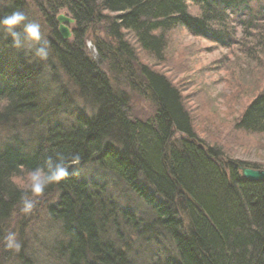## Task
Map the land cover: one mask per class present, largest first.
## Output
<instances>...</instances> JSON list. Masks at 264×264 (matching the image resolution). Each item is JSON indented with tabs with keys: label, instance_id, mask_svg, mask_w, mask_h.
<instances>
[{
	"label": "trees",
	"instance_id": "16d2710c",
	"mask_svg": "<svg viewBox=\"0 0 264 264\" xmlns=\"http://www.w3.org/2000/svg\"><path fill=\"white\" fill-rule=\"evenodd\" d=\"M39 4L50 29L47 46L52 58L41 83L49 88L55 83L57 73L46 68L56 63L85 99L82 107L89 113L81 109L74 113L77 107L63 106L55 97L35 108L39 77L33 70L15 69L19 62L11 53L16 49L34 60V50L23 53L0 32V251L5 263L34 264L42 251L55 255L46 256L51 264H264V181L242 178L234 163L260 167L242 161H229L224 167L223 147L204 145L196 137L180 89L167 74L138 65L141 81L131 86L148 93L155 104L153 116L139 120L130 115L128 97L118 95L99 67L101 62L114 69L125 64L126 77L131 78L139 54L170 63L168 37L178 29L223 47L237 40L238 45L234 31L239 34L241 29L240 47L250 40L254 44L247 46L248 51L264 49V0H46ZM0 5V17L27 8L23 0H1ZM194 7L198 11L193 15ZM61 9L74 20L67 40L60 37L55 22ZM98 23L115 46L93 35L100 58L96 62L85 43L90 27ZM247 100L235 128L264 135V84ZM17 124H30L23 125L33 138L30 143L20 141L23 130ZM174 131L184 136L174 140ZM58 154L69 168L73 155H79L80 166L90 162L110 173L119 190L100 181L92 185L96 192L89 194L86 181L69 172L43 194L54 187L58 192L55 202L46 205L50 219H43L40 230L52 237L56 229L58 235L44 247L28 244L24 223L17 235L20 249H7L5 232L19 213L22 195L12 177ZM135 205H142L144 211ZM47 220L57 228H47L51 226ZM116 232L125 233V238ZM41 236L36 241L45 243ZM133 236L145 240L146 250L153 254L142 263L129 254L127 239Z\"/></svg>",
	"mask_w": 264,
	"mask_h": 264
},
{
	"label": "rangeland",
	"instance_id": "374dc122",
	"mask_svg": "<svg viewBox=\"0 0 264 264\" xmlns=\"http://www.w3.org/2000/svg\"><path fill=\"white\" fill-rule=\"evenodd\" d=\"M1 1V0H0ZM46 0H23L27 4V8H24V14L28 21L39 23L41 26V35L43 40L49 41L50 29L47 27L46 18L39 11L41 4ZM1 6V5H0ZM23 11V10H22ZM197 8L194 7L191 13L194 15L197 13ZM66 13V17H70V13L61 9L58 13ZM71 18V17H70ZM233 27V25H230ZM71 30L74 27V23L67 25ZM89 38L85 43V50L91 58L99 62L100 58L96 51L94 42L92 40L93 35L95 37H101L103 43L107 46H115L113 39L106 35L104 25L101 23L96 26L90 27ZM234 31V29L232 30ZM235 37L240 39L237 45V41L230 47H223L219 44L208 41L204 38L192 36L187 31L178 29L173 31L169 37L170 43L168 45L167 52H170V63L164 60V63H158L157 60L150 59L143 54L138 55L136 59V65L133 69L131 78L126 77L127 68L125 64L118 65L117 69L107 64V62L99 63L101 71L105 72L112 87L117 91L118 95L128 97L130 106V115L132 118L139 120L150 119L155 112V104L150 99L148 93L135 89L131 86L133 83L139 84L141 81L138 75V65L145 64L151 69L163 72L168 75L172 83L180 89L184 103L187 106L189 116L192 119L193 128L196 131V137L202 140V144H219L223 148V164L226 167L229 161H242L251 164H255L264 169V135L263 134H248L242 133L235 128V120L241 112L242 107L255 93L259 92L262 84H264V49L254 48V51L249 50V45H253L254 42L250 40H244V45L239 46L241 40V29L239 34L234 31ZM171 36V37H170ZM48 47V46H47ZM31 50L28 48L23 49V53H29ZM52 60V58H51ZM47 71H55L57 73L55 83L50 85V89L53 92L59 93L60 90L66 92L65 94H59L55 98L61 100L60 103H64L63 106H74L75 113L77 110H83V100L79 96V91L72 85V83L64 76V74L57 68V65H49ZM58 85V88H57ZM138 91H141L140 95ZM121 95V96H122ZM54 96L48 97L51 101ZM47 100V101H48ZM245 100V101H244ZM247 100V101H246ZM46 101V102H47ZM45 102V103H46ZM80 112V111H79ZM86 113L87 110L85 111ZM31 121L34 119L31 115H27ZM39 117V116H38ZM21 119V118H20ZM75 121V120H74ZM18 123V122H17ZM24 124L15 125L19 130H23L20 135L23 138H19L20 141L30 143L33 138L27 135V130L24 132ZM30 127V124L24 125ZM15 127V128H16ZM236 129V130H235ZM11 130H5L8 132ZM2 135V134H0ZM184 135L174 131L172 139L176 140ZM26 137L28 140L26 141ZM236 165V163H234ZM69 172H73L81 180L89 181L93 183L103 181L105 185L119 190L117 181L111 176L110 173L97 167L93 163H86L84 165H72L69 168ZM108 175V176H107ZM109 176L111 178H109ZM41 199H44L41 203ZM56 200V195L37 198L35 210L32 214L24 215L20 212L14 214L10 223L8 224L7 232H15L17 235L21 231L24 223L23 235L26 238L28 244L32 242H38V245H48V241L52 240L58 235V230L53 229L50 237L46 234V230H40L43 223V219H50L46 213V205H49ZM121 205V204H120ZM139 207L141 211H144L142 205H135ZM31 215V216H30ZM138 215L141 216L139 212ZM30 216V218H28ZM26 217V218H25ZM51 226L47 228H57L55 223H51L47 220ZM120 226H122L120 222ZM40 230V231H37ZM111 230V228H109ZM115 235V230H111ZM126 231V230H125ZM122 233V232H120ZM42 235V239L45 243L36 241L37 236ZM116 234H119L116 232ZM125 238V233L119 234ZM46 238L47 241L45 240ZM129 245V254L138 263H142L143 260L151 258L152 252L146 250L147 246L144 241L133 236L127 239ZM51 242V241H50ZM150 246V244L146 243ZM127 245V246H128ZM37 247V246H36ZM44 247V246H41ZM47 258H52L54 254H46V252L40 251V254L35 258L34 264H51L47 262ZM4 251H0V264L5 263Z\"/></svg>",
	"mask_w": 264,
	"mask_h": 264
},
{
	"label": "clouds",
	"instance_id": "9594fccd",
	"mask_svg": "<svg viewBox=\"0 0 264 264\" xmlns=\"http://www.w3.org/2000/svg\"><path fill=\"white\" fill-rule=\"evenodd\" d=\"M0 32L10 39L14 48L34 50V56L40 60L48 58L47 41L42 38L40 24L28 21L22 11L13 10L0 17ZM79 161V155H73L71 158L72 165L78 164ZM68 173L69 167L65 163L64 157L58 154L55 159L51 156L47 157L41 166L26 170L23 175L13 176L12 183L22 193L20 212L24 215L31 214L37 203V198L44 194L45 189L50 184L63 180ZM4 243L7 249L18 251L21 247L15 232H9L4 237Z\"/></svg>",
	"mask_w": 264,
	"mask_h": 264
},
{
	"label": "bare ground",
	"instance_id": "6f19581e",
	"mask_svg": "<svg viewBox=\"0 0 264 264\" xmlns=\"http://www.w3.org/2000/svg\"><path fill=\"white\" fill-rule=\"evenodd\" d=\"M57 15L58 14H56V16H55V22H56V27L58 29V22L56 19ZM64 40H67V39H64ZM11 53L17 57V61L19 62L18 66H16V65H15V67L13 66L15 69H18L19 71H21L23 69H25L26 71L33 70L34 74L37 73V77H39V85H36L37 89H38V93H37L38 95L36 96V99L32 102V103H34L35 108L42 107L43 105H46L45 102L48 100L49 95L57 97V96H59V94L61 95V94L66 93L63 90H60L59 93L53 92L52 89H50L45 83H41L42 82L41 77H42L43 70H44L46 65L50 64L51 58H48L46 60H40L39 58L34 59V60H29L27 58H24V56L22 57L19 54V50L15 49ZM21 67H22V69H21ZM49 70H52V69H49ZM57 88H58V85H57ZM86 183H87L88 187L90 188V189L87 188V193H89V194L92 193V195H93L96 192V187L92 186V185H94V183L92 182L91 179H90V182L86 181ZM54 194L55 195L58 194L55 187L52 189V191L49 192V194L44 195V196L42 195L41 198L52 196ZM41 200H42L41 203H43L44 199H41Z\"/></svg>",
	"mask_w": 264,
	"mask_h": 264
},
{
	"label": "water",
	"instance_id": "95a60500",
	"mask_svg": "<svg viewBox=\"0 0 264 264\" xmlns=\"http://www.w3.org/2000/svg\"><path fill=\"white\" fill-rule=\"evenodd\" d=\"M56 19L58 22V33L60 37L62 39H68L70 37V32L64 23H72L73 20L66 17L64 14L57 15ZM235 166L239 169L242 178L249 181H264V169H253L238 164Z\"/></svg>",
	"mask_w": 264,
	"mask_h": 264
}]
</instances>
